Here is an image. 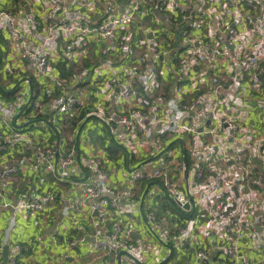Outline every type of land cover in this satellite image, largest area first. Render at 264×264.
<instances>
[{
  "label": "built area",
  "instance_id": "obj_1",
  "mask_svg": "<svg viewBox=\"0 0 264 264\" xmlns=\"http://www.w3.org/2000/svg\"><path fill=\"white\" fill-rule=\"evenodd\" d=\"M26 1L29 6L38 1L45 3L48 11L40 16L38 11H25L16 0H0V36L8 44L7 47L0 44V164L14 163L0 168L1 206L11 211L2 239L8 247L5 264H20L22 252L33 253L35 262L31 264H61L57 247L73 253L69 264H262L264 207H259L256 214L253 205L234 195L225 198L226 206L211 204L216 195L227 193L222 174H216L211 181L206 178L218 164H226L230 159L223 147H219L216 160L208 161L205 153L198 157L205 166L198 167L191 183L196 196L193 200L200 198L203 190H211L210 195L203 194L200 215L205 230L212 229L218 244L212 248L205 242L206 232L197 229L194 219H179L170 228L164 218L158 217L157 198L149 192L150 185L140 206L144 190L137 193V184L155 181L170 202L188 213L183 206L189 199L175 192L168 160L161 159L147 171L128 169L122 181L128 189L124 192L110 178L112 165L106 149H96L91 139L77 129L65 131L60 117L73 109L90 107L83 119L92 115L103 123L105 144L114 142L127 151L149 145L155 148L152 154L160 148L159 141L166 134H207L215 142L214 136L225 126L232 138H240L244 128L237 116L225 112L223 94L246 85L248 94L253 93L256 114L259 109L264 111V0H151L152 7L147 4L150 0H127L119 13L116 0H75L72 12L65 14H62L65 0ZM145 4L148 10H143ZM91 13L99 16L93 25L87 22V14ZM147 16L159 23L152 24L153 29L139 41L136 48L141 49L140 54L130 62L134 51L132 23ZM59 40L66 43L62 48L64 56L72 53L76 59L85 58L91 44L104 42L106 52L118 55L130 65H123L122 73L116 71L109 76L101 74L98 67L88 70V86L94 88L91 93L94 100H82L71 92L68 79L52 68L51 56L57 51ZM3 67L12 84L7 90L2 86ZM207 69L211 71L209 77L205 74ZM173 74L186 84L200 75L208 80L207 87L188 102L179 98L167 100L164 107L171 115L154 107L148 117L146 97L151 98L160 82ZM30 77L40 90L33 92L25 109L29 99L27 82L21 83L24 88L13 100L2 97L1 93L16 84L12 81ZM76 77L72 75L69 82ZM55 86L59 88L53 93ZM190 113L200 116L203 123L208 122V127L199 130L185 121ZM30 121H35L31 127L17 128ZM45 121L54 125L59 136L57 144L55 133ZM80 136L88 148L83 157L77 155ZM260 142L264 146V138ZM235 159L240 162V174L233 181L247 189L258 183L252 162L246 159L243 150L235 152ZM260 159L264 164V147ZM18 172L36 179L13 203L3 197L2 190L12 189L10 177ZM122 198L126 205H121ZM56 205L57 214L45 223L48 230L60 217L53 233H44L43 238L39 235L26 245L11 242L20 215L42 218ZM123 210L141 218L142 233L135 230L131 220L108 227L106 216ZM147 225L174 249L164 263L169 249L157 241ZM72 233L75 235L69 236ZM85 236L92 239L89 246L93 253L80 262L78 250L84 244L88 246ZM49 237L53 243L48 241Z\"/></svg>",
  "mask_w": 264,
  "mask_h": 264
},
{
  "label": "crops",
  "instance_id": "obj_2",
  "mask_svg": "<svg viewBox=\"0 0 264 264\" xmlns=\"http://www.w3.org/2000/svg\"><path fill=\"white\" fill-rule=\"evenodd\" d=\"M16 1L19 2L22 8L27 12L33 11L35 13L36 11H38L41 16L48 11L47 5L45 3L40 4L39 1L33 6H29L26 0ZM116 1L117 2L114 3L117 8V12L119 13L121 8L125 6L127 0ZM74 2L75 0H65L62 6V14L72 12V10L74 9ZM150 2L151 0L147 4L148 6L152 7L149 4ZM147 4L143 5V10H148L146 6ZM154 9L155 8H153V10ZM87 17V22L90 25L96 24L99 21L98 14H87ZM145 18L146 17L136 18L132 23L131 32L134 36L137 34H141L142 37L145 38L146 34L153 29L152 24L155 23V25H157L159 23L157 20L153 21L152 18H150L148 21L145 20ZM159 19L160 18L158 17V20ZM0 43L1 46H8L7 42L2 36H0ZM96 43L97 46H95L94 43L89 46L88 54L85 58L76 59V56H74L72 53H70L68 56H64L62 48L66 47V43H64L62 40H59L58 49L56 52H52L51 56L52 68L55 71L57 70L61 72L60 68L62 67L65 70H68L71 67L78 68V73L72 74L73 76H77L76 79L70 83L69 81L74 79V77L72 79L68 78L67 85L70 86L71 92L74 93V95H78L82 100L85 101L94 100L91 95L94 88L88 86V77L86 75L88 70L94 67H98L101 74L109 76L110 74H114L116 71L122 73V66L130 65L129 62L121 61V58H119L118 55L113 54L112 52L110 54L109 52H106L104 50V42ZM140 51L141 49L137 48L134 49V51L132 50L130 62H133L138 58L137 56H139ZM133 68L136 69L137 66H133ZM2 72V86L7 90L12 86V84L10 83V78L7 77V74H5L6 71L4 67L2 68ZM140 72L141 69L139 70V73ZM205 74L207 77H209L211 75L210 69H207L205 71ZM224 75L225 74H222L221 76L224 77ZM162 76H165L164 72ZM124 77L125 74H122L121 78L124 79ZM165 80H163L160 83L159 87L153 91V93L155 92L156 97L154 95L151 96V105L149 104V100L147 101L148 103L145 107V110L146 114H148V117H150L151 108L154 107H157L159 112L161 110L162 114H165L167 116L171 115L172 112L164 107V103L167 100L172 98H179L182 102H188L189 100L194 99V97L200 92H202L207 87L208 82L206 78L200 75H197L194 78V82H191L189 84L181 81L178 78L177 74L170 75L168 79L165 77ZM228 83L231 84V80H228ZM24 85L26 86V83H24ZM58 88V86H55V88H53V93L58 90ZM238 89L239 90H226L223 94V99L225 101V112L227 114L237 116L240 126L244 128V134L240 138H232L228 134L225 126H223L214 136V138L216 139L215 142H213V137L207 134H201L199 136H191L187 133L166 134L164 138H161V140L159 141L160 148L154 154H152V152L155 151V148L149 145H146L145 147L139 148L137 150L134 148L133 151H127L125 148L117 145L118 148H115V150L112 149V152L109 151L108 148L112 146V142L105 144L107 140L105 139L106 131L102 126L103 123L98 122L95 116L92 115L88 118L86 117V119H83L84 116H86L87 111L91 109L90 107L87 109H73L69 113L62 115L60 119L64 122L65 131H67L68 133H70L71 130L73 131L77 129L80 134H84L91 139V141L96 145V149H106V151L108 152V159L112 165V168H110V178L114 182H116V186L122 188L124 192H127L128 189L122 181L128 169L133 170L135 168H138L142 171L151 170L154 165L160 162L161 159H166L169 161V168L172 173L171 177L173 178L172 181L175 184V192H178L180 194L183 193L185 197H187V199L196 197L193 196L194 191L191 186L193 176L199 166L200 168L205 166L200 162V160H198V157L201 154L205 153L208 161L209 159L210 161L216 160L220 154L219 147H223L226 153L230 156V159L226 164H222L221 166L220 164H218L217 168L214 169L206 178L211 181L214 179L216 174H222L224 178V188L226 189L227 193L216 195L215 198L210 200L211 204L222 203L223 206H226L225 198L228 195L239 196L244 199L247 205H253L255 207L256 214H258L259 207H264V164L260 159V152L264 147L260 142V139L264 138V111L262 109H259V113L256 114L254 109L256 103L253 101V93L250 92V95L248 94L246 85ZM38 90H40L39 85ZM167 91L168 94L166 95ZM237 91H239V94L236 93ZM184 120L190 124H193L194 126L199 128V130H205L203 126H205L206 128L208 127V122L203 123V120H201L200 116H198L197 114L190 113L185 116ZM95 124L96 126L99 125L101 129L97 130L96 126L93 127ZM82 136H80L79 143L77 144L78 157H83L84 153L88 151L85 143L81 141ZM105 145L107 146L105 147ZM241 150H243L246 159H249L252 162V172L254 173V178L256 180H258L259 178V182L250 184L248 186V189L241 183L233 181L234 177H238L240 174V162L235 159V152H239ZM10 164L14 163L3 162V164H0V168L2 167V165L8 166ZM35 179V177L34 179H30L27 177V174L23 175V173L21 172L12 175L10 177V180L12 181V189H3V197L6 200L15 203L18 200L19 196L25 193L28 184ZM148 185H150L148 188L149 192L152 193L157 199L161 200L164 194L160 192L159 184L154 181L149 183ZM148 185H145V183L137 184V193H142V191L145 190ZM186 192H188V196ZM203 194L210 195L211 190H203L200 198L199 196L195 198V207L193 212L194 216L192 217V219L197 222V229H199L200 232H206L207 239L205 240V242L210 247L215 248L218 244L214 241V238L212 236V229L207 228V230H205V226L202 225L204 219L200 215V201H202L203 199ZM212 196H214V194ZM120 203L121 205H126L127 202L124 198H122V200H120ZM57 209L59 208L56 205L52 208L49 214L42 218L39 217L36 219L29 216L28 214L20 215V217L17 219L14 231L10 236L11 242H16L20 245H26L30 242L35 241L39 235H41V238L47 230L45 227V223L49 222V220H51L57 214ZM158 213V217L164 218V222L170 228H173L176 222L179 221L177 216L171 213L168 208L161 212L158 210ZM10 214L11 211L9 209L6 210L1 206L0 200L1 261L3 257V250L5 248L2 239L4 238L5 227L7 226ZM125 220L133 221L135 230L137 232H143L144 227L142 226L141 218L134 217L132 212H125L124 210L123 212H119L116 214H108V216H106L105 218V223L108 225V227H112L116 222ZM74 235L75 233L69 234V236ZM85 237V242H88V246L87 244H84L78 250L77 257L80 262H84L93 253V251L90 250L89 246V243L92 242V239L88 238L87 236ZM52 239L53 238L49 237L48 241H50V243H53L54 240ZM56 250H59L61 252V264H69L73 261L72 258H70L74 257L72 252H67L62 247H57ZM262 253V264H264V248ZM32 254V252H22L20 254V264H31L32 261L35 262V260H33Z\"/></svg>",
  "mask_w": 264,
  "mask_h": 264
},
{
  "label": "water",
  "instance_id": "obj_3",
  "mask_svg": "<svg viewBox=\"0 0 264 264\" xmlns=\"http://www.w3.org/2000/svg\"><path fill=\"white\" fill-rule=\"evenodd\" d=\"M23 82H27L28 83V86H29V99L24 107V109L30 104L31 102V99H32V96H33V88H32V82L29 78H24V79H20L19 81L16 82V84L8 91H5L3 92L4 94L8 95L10 94L12 91H14L21 83ZM36 121H40V120H36ZM15 122L16 120L14 121V125H15ZM35 121H30V122H27L23 125H20V126H17V128H23L27 125H30L31 123H33ZM47 125L49 126V128L55 133L56 135V144L59 142V136H58V133L56 132V129L54 127L53 124L49 123V122H46ZM146 191H147V188L144 190L143 194L141 195V198H140V206L142 205L143 201H144V198H145V194H146ZM187 196H188V192H186ZM183 195V194H182ZM189 200L185 203V205L183 206V209L185 211H188V213H185L186 217L187 218H190L192 215H193V212H194V200L192 198H188ZM60 220V217L57 219V220H54L51 227L45 231V234L48 235V234H51L53 233L55 230H56V226L58 224ZM148 226V225H147ZM148 229L150 230V232L153 234V236L157 239V241L162 244L163 246H165L166 248L169 249V255L167 256V258L165 260H163L162 263H164L165 261H167L172 255H173V252H174V249L173 247L165 244L164 242H162L150 229V227L148 226ZM131 235L133 236V238L136 240L138 239V236L135 235L134 233H131ZM7 256H8V247H5L4 250H3V262L2 264H5L6 261H7Z\"/></svg>",
  "mask_w": 264,
  "mask_h": 264
},
{
  "label": "trees",
  "instance_id": "obj_4",
  "mask_svg": "<svg viewBox=\"0 0 264 264\" xmlns=\"http://www.w3.org/2000/svg\"><path fill=\"white\" fill-rule=\"evenodd\" d=\"M151 18V16H147L146 18H145V20H149ZM153 27V26H152ZM144 37H142V35L141 34H137V35H135L134 37H133V39H132V47H134V49L138 46V43H139V41L141 40V39H143ZM60 73H61V76L63 77V78H65V79H68V78H70V76L72 75V74H74V73H78V68H75V67H71V68H69L68 70H65L63 67L62 68H60ZM30 79H31V81H32V86H33V92H34V94H36L37 93V90H38V85H37V83H34V80H33V78L32 77H30ZM13 83H16L17 82V80H14V81H12ZM161 83V82H160ZM23 84V83H22ZM22 84H20L14 91H12L10 94H8V95H6V94H3V93H1L2 94V97L4 98V99H6V100H13L17 95H18V93L20 92V90H21V86H22ZM168 94V91H167V93H166V95ZM155 97H156V94L154 93L153 94ZM147 98V100H149V102L151 101V99L149 98V97H146ZM61 130V129H60ZM112 144V146H110L109 148H108V150L109 151H111L112 152V149H114L115 150V148H118V146L114 143V142H112L111 143ZM149 184V182H147L145 185H148ZM157 200V207H158V210L161 212V211H164L165 209H169L170 211H171V213H173L174 215H176L177 216V218L178 219H180V220H183V221H186V220H189V219H191L192 217H193V215L190 217V218H187L186 217V215H185V213L181 210V209H179L176 205H174L172 202H170V200L168 199V197L167 196H165V195H163L162 196V199L161 200H159V199H156ZM159 214V213H158Z\"/></svg>",
  "mask_w": 264,
  "mask_h": 264
},
{
  "label": "rangeland",
  "instance_id": "obj_5",
  "mask_svg": "<svg viewBox=\"0 0 264 264\" xmlns=\"http://www.w3.org/2000/svg\"><path fill=\"white\" fill-rule=\"evenodd\" d=\"M1 44V43H0ZM34 83H35V80H34ZM24 88V86H21V89H23ZM32 125V124H31ZM31 125H29V127H31ZM60 126H62L61 124H60ZM96 126V124L93 126V127H95ZM97 127V130L98 129H101V127L99 126V125H97L96 126ZM94 129V128H93ZM87 134V133H86ZM61 135H63L62 133H61Z\"/></svg>",
  "mask_w": 264,
  "mask_h": 264
}]
</instances>
